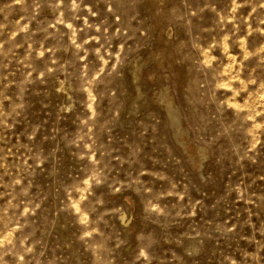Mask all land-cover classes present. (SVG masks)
Here are the masks:
<instances>
[{"label": "rangeland", "instance_id": "1", "mask_svg": "<svg viewBox=\"0 0 264 264\" xmlns=\"http://www.w3.org/2000/svg\"><path fill=\"white\" fill-rule=\"evenodd\" d=\"M85 2L93 3V10L98 11V16L94 18L97 21L106 14L102 2ZM203 2L204 0H186L193 8ZM211 2L216 3L219 8L226 0ZM157 6L164 13L174 6L182 9L181 0H138V19L144 21L141 27H148L149 38L143 41V47L130 55V63L126 62L117 69L120 74L115 77L112 85L116 88L115 98L111 101L107 96L98 98L97 111L100 115L96 117V126L92 129L94 147L98 150L93 159L101 161L98 168L107 165L104 169L107 178L92 186L89 200L99 198L102 203L94 205L95 211L89 213V218L95 220L104 213L97 226L110 237L108 246L111 247L117 237L122 241L111 253L114 264H145L143 257H136L146 245L145 250L150 258L148 264H218L225 254L240 260L241 251L251 252L255 247L240 237L252 235L254 229L264 223V200H257L258 195L264 196V179H260L264 177V146H257L259 154L255 156L254 162L247 158L237 162L232 144L226 136H221L208 147L197 151L192 133L188 130L194 113L190 109L185 113L189 116L187 123L183 119H173L176 115L175 105L178 103L183 108L184 97L190 99L195 94L196 86L190 82L193 75L198 74L189 71L192 67L190 60L181 59L184 52H191V49L185 47L177 50L180 41H187L188 37L180 22L173 26L170 38L165 32L164 17L155 15ZM52 16L51 10L44 7L37 19H51ZM213 19L214 14L207 10L199 17H190L192 33L195 34L199 27L208 26ZM108 20L111 22V15ZM76 23L79 24V21ZM40 35L42 34H37L36 38ZM200 35L207 39L210 34ZM50 42L47 41L46 45ZM117 43L118 41H113V51ZM133 43L134 41H128V45ZM87 46L94 45L90 43ZM56 56L59 57L58 62H62L70 58V52L65 54L59 51ZM89 59L93 58L89 56ZM46 60L47 53L41 60L35 61L36 67H43ZM178 60L180 63H177ZM19 75L17 73V79ZM59 79L64 77L57 72L46 75L43 83L36 81L27 86L24 93L25 107L16 117L17 122L11 129L0 127V137H3L0 149H10L13 153L6 158V163L10 166L18 163L17 157L23 160L25 156L31 157L36 152L46 157L39 167L32 170L33 175L23 181L26 183L28 179L31 180L29 194L34 200L44 197L33 218L37 227L36 235L40 236V227L46 229L42 238L47 241L46 256L51 257L53 253L49 249L59 245L55 248V254L67 257L66 264H90V254L84 252L82 244L75 239L79 228L72 223L74 218L65 212H57L55 217L52 215L64 197L63 186L71 184L74 179H82L87 174L85 170L91 167L87 157L79 159L76 155L84 150L83 146L77 148L67 143L74 138L78 129L82 130L80 119L88 114L81 103L85 99L84 93L75 90V81H72V88L68 87L66 81L63 91L58 92L56 89L59 87ZM14 91V86L9 87L8 94L11 95ZM68 105L71 107L65 111ZM117 106L118 115L105 126L109 130L100 128V124L112 117L113 109ZM157 120L159 123L156 124L155 140H152L154 133L151 128L143 136L140 135L145 125L156 123ZM33 127H36L35 135L28 140L26 134ZM17 138L19 144H27L31 151L16 147ZM232 142H241L242 145L241 138L237 135L233 136ZM160 143L167 145L171 155L163 147L157 146ZM137 146L140 152L133 158L130 153ZM153 147L156 148L155 151ZM101 152L106 154L101 156ZM27 163L32 165L33 160L28 159ZM141 166L147 171H163L176 184L175 191L186 190L180 204L199 201L195 206V214L165 217L148 211L146 201L152 193L167 189L169 182L156 179L147 172L139 179L144 187L152 189V193L143 190L135 192L132 187L124 185H120L118 191H112V188L117 187L113 181L127 180L128 173L135 177ZM2 172L3 169L0 168V173ZM4 179L7 180L8 177L5 176ZM109 184L112 185L111 188ZM237 184L241 188L246 187L248 193L256 194L251 197L254 203L237 199V192L230 190ZM176 203L175 196H166L159 201L162 207L167 206L165 210L168 212L175 211L172 205ZM113 209L119 211H112ZM188 210L187 207L183 209L184 212ZM246 219L251 220L252 227L243 223ZM52 220L54 223L51 230L47 231V221ZM233 224L236 227L231 232L215 230L217 225L229 228ZM194 228L201 233L200 236L193 235ZM255 235L257 239H262L258 232ZM173 254L179 259L174 258ZM260 255L264 258V249Z\"/></svg>", "mask_w": 264, "mask_h": 264}, {"label": "clouds", "instance_id": "2", "mask_svg": "<svg viewBox=\"0 0 264 264\" xmlns=\"http://www.w3.org/2000/svg\"><path fill=\"white\" fill-rule=\"evenodd\" d=\"M95 2H102L106 13L98 21L94 19L98 16V11L93 10V3H86L85 0H0V127L11 129L17 122L16 117L25 107L24 93L28 85L36 81L43 83L46 75L57 72L64 77L58 80V92L63 91L66 81L69 88H72V81L76 82L75 90L84 93L85 99L81 103L88 114L80 119L82 130L78 129L74 138L67 143L77 148L82 145L84 150L76 155L79 159L87 157L91 167L85 170L87 174L82 179H74L71 184L63 186L64 197L52 215L55 217L57 212H65L74 218L72 223L79 228L75 239L82 244L83 251L90 254V264H114L111 253L122 241L117 237L112 246H108L110 237L97 226L104 213L95 220L89 218V213L95 211L94 205L102 203L99 198L89 200L92 186L107 178L104 172L107 165L98 168L101 161L93 159L98 149L94 147L92 129L96 126V117L100 115L97 111L98 98L107 96L110 101L115 98L116 88L112 85L115 77L120 74L117 69L126 62H131L130 55L144 46L143 41L149 38V30L148 27H141L144 21L138 19V0ZM181 6L183 10L174 6L167 13L159 6L155 10L156 16L164 17L165 32L170 38L173 26L183 23L188 39L181 40L177 50L185 47L191 49V52L185 51L181 59L190 60L192 67L189 71L198 74L193 75L190 82L196 86L195 94L190 99L184 97L183 108L178 103L175 105L176 115L173 119H183L187 123L189 116L185 113L189 109L194 113L188 130L192 133L197 151L208 147L221 136H226L232 144L237 162L245 158L254 162L255 156L259 154L257 146H264V0H226L219 8L211 0H204L195 8L186 3V0H181ZM44 7L53 13L51 19H37ZM205 10L214 14V19L208 26L199 27L193 34L190 17H199ZM109 15L112 17L111 22L108 20ZM200 33L210 34L209 38L204 39ZM37 34L42 35L36 38ZM114 40L118 41L115 51L112 50ZM130 40L134 41L132 45H128ZM47 41L51 42L46 45ZM90 43L94 46L88 47ZM59 51L65 54L70 52V58L58 62L56 53ZM45 53L47 60L43 62V67L37 68L35 61L41 60ZM89 56L93 59H89ZM17 73L20 74L18 79ZM12 86L15 91L10 95L8 89ZM70 107L68 105L64 110L67 111ZM118 109L119 106L113 109L112 117L99 127L105 128L110 124L118 115ZM157 123L158 120L145 125L140 135L143 136L151 128L154 133L152 140H155ZM213 124L214 127H209ZM35 132L36 127H33L26 134L27 139L31 140ZM234 135L241 138L242 145L241 142H232ZM157 146L163 147L171 155L166 144L160 143ZM16 147L31 151L27 144H19V138ZM155 150L153 147V151ZM0 152L3 153L0 155V168L3 169L0 173V264H66L67 257L55 254V248L59 245L49 249L53 253L51 257L45 255L47 241L42 238L46 229L40 227V236H37L33 219L44 197L34 200L29 194L31 180L23 182L26 177L33 175L32 170L39 167L46 157L36 152L31 157L25 156L23 160L17 157L18 163L10 166L6 163V158L13 155L11 150L0 149ZM139 152L140 148L137 146L130 155L135 158ZM105 154L101 152V156ZM28 159L33 160L32 165L27 163ZM176 162L179 163V160ZM146 172L156 179L168 180L169 187L152 193V189L144 187L139 179ZM127 175L129 178L125 181H113L117 187L112 188V191H118L119 186L124 185L132 187L135 192L143 190L152 193L146 201V209L157 215L182 217L195 214V206L199 201L180 204L186 190L175 191L176 184L163 171H147L141 166L135 177L130 173ZM5 176L8 177L7 180L4 179ZM109 187L112 185L109 184ZM230 190L237 192V199L254 203L251 197L256 194L248 193L246 187L241 188L237 184ZM166 196L176 197L177 203L172 205L174 212L166 211L167 206L159 204ZM257 200H264V196L258 195ZM185 207L189 209L187 212L183 211ZM112 211L118 212L119 209ZM47 223V231H50L54 220ZM243 223L252 227L250 219ZM235 227V224L229 228L217 225L215 230L227 233ZM257 232L262 239L256 238ZM193 235L200 236L201 233L194 228ZM240 238L252 243L254 251H241L240 260L225 254L218 264H262L264 258L260 253L264 249V223L254 229L252 235ZM146 247L147 245L140 249L136 259L143 257L145 264H148L150 258Z\"/></svg>", "mask_w": 264, "mask_h": 264}]
</instances>
